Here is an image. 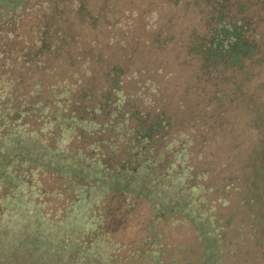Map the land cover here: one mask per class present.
Listing matches in <instances>:
<instances>
[{
  "label": "trees",
  "instance_id": "trees-1",
  "mask_svg": "<svg viewBox=\"0 0 264 264\" xmlns=\"http://www.w3.org/2000/svg\"><path fill=\"white\" fill-rule=\"evenodd\" d=\"M26 1L1 4L0 140L38 133L49 120L47 110L51 121L93 124L88 136L101 154L94 163L118 187L99 209L97 229L106 233L125 227L132 211L126 180L144 177L131 189L133 198L145 197L147 187L158 188L177 174L167 168L160 173L165 164L172 166L167 149H194L210 164L214 153L202 149L221 146L222 171L228 174L220 178L225 191L218 198L228 202L229 189L236 196L232 211L240 214V242L245 225L248 241L264 243V0H166L169 10L156 24L148 20L149 8L129 2L115 7L108 0ZM122 13L124 18L111 17ZM75 25L88 35H78ZM116 120L128 125L126 136L117 137L132 146L122 159L111 136ZM247 134L252 140L243 145ZM200 164L187 163L185 193L208 188L193 184L210 171ZM112 169L125 173L123 181L114 179ZM183 207L177 200L166 209Z\"/></svg>",
  "mask_w": 264,
  "mask_h": 264
},
{
  "label": "rangeland",
  "instance_id": "rangeland-1",
  "mask_svg": "<svg viewBox=\"0 0 264 264\" xmlns=\"http://www.w3.org/2000/svg\"><path fill=\"white\" fill-rule=\"evenodd\" d=\"M36 1L27 0L25 5ZM10 2L17 0H0V13L4 11L1 4ZM108 2H114L115 7H127L129 2L131 7L149 8L148 20L154 24L169 10L166 0ZM122 15L111 17L124 18ZM75 27L78 35H88L86 28ZM56 66L54 61L51 67ZM46 113L49 120L42 123L38 133H20L0 140V264H263L260 254L264 252V243L255 245L248 241L245 225L244 241L238 240L240 214L232 211L236 196H230L229 189L225 196L228 202L218 198L225 191L220 178L228 174L222 171L226 154L221 146L214 148L208 144L202 149L214 153L210 164L211 158L197 156L194 149L186 154L177 147L175 153L167 149L172 166L165 164L160 173L164 174L167 168L177 174L163 178L158 188L147 187L145 197H132L144 177L133 175L126 180L123 191L133 204L132 211L126 215L125 227L106 233L97 229L101 223L99 209L110 190L118 187L106 181L109 171L94 163L101 154L95 150L97 144L91 143L87 131L95 126L69 119L51 121L49 114L53 112ZM238 119L241 125L243 121ZM116 123L111 136L123 154L122 159L131 153L132 146L128 148L117 137L126 136L128 125L118 120ZM53 127L58 129L51 136ZM79 129L86 133L78 134ZM252 137H241L242 144H248ZM20 150L18 158L14 154ZM199 160L203 161L199 167L210 171L207 177L194 179L193 184H205L209 190L204 188L205 193L198 186L185 193L181 185L187 175V163ZM97 170L100 173L95 176L92 172ZM112 170L114 179L123 181L125 173L118 175ZM177 200L184 207L168 212L166 206ZM217 225L223 227L218 229Z\"/></svg>",
  "mask_w": 264,
  "mask_h": 264
}]
</instances>
